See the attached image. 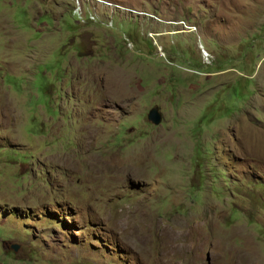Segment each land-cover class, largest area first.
Returning a JSON list of instances; mask_svg holds the SVG:
<instances>
[{"label":"rangeland","instance_id":"1","mask_svg":"<svg viewBox=\"0 0 264 264\" xmlns=\"http://www.w3.org/2000/svg\"><path fill=\"white\" fill-rule=\"evenodd\" d=\"M86 1L0 0V264H264V0Z\"/></svg>","mask_w":264,"mask_h":264},{"label":"water","instance_id":"2","mask_svg":"<svg viewBox=\"0 0 264 264\" xmlns=\"http://www.w3.org/2000/svg\"><path fill=\"white\" fill-rule=\"evenodd\" d=\"M161 117L162 116L157 105L153 106L147 113L148 120L155 125L160 123Z\"/></svg>","mask_w":264,"mask_h":264},{"label":"built area","instance_id":"3","mask_svg":"<svg viewBox=\"0 0 264 264\" xmlns=\"http://www.w3.org/2000/svg\"><path fill=\"white\" fill-rule=\"evenodd\" d=\"M74 14H75V9H74ZM77 18L84 19V20H91V21L95 22V19L94 18L87 17V16H84V15H77Z\"/></svg>","mask_w":264,"mask_h":264},{"label":"bare ground","instance_id":"4","mask_svg":"<svg viewBox=\"0 0 264 264\" xmlns=\"http://www.w3.org/2000/svg\"><path fill=\"white\" fill-rule=\"evenodd\" d=\"M87 1H88V0H87ZM87 1H86V2H87ZM96 1H100V2H101V4H104L105 2H107L106 0H96ZM108 4H109V5H112V3H111V2H108Z\"/></svg>","mask_w":264,"mask_h":264}]
</instances>
